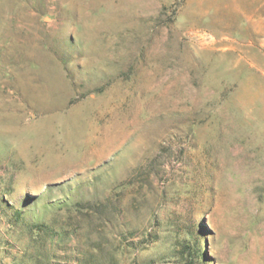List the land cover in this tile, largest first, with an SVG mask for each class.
I'll return each instance as SVG.
<instances>
[{
	"label": "rangeland",
	"instance_id": "1",
	"mask_svg": "<svg viewBox=\"0 0 264 264\" xmlns=\"http://www.w3.org/2000/svg\"><path fill=\"white\" fill-rule=\"evenodd\" d=\"M37 248L264 264V0H0V264Z\"/></svg>",
	"mask_w": 264,
	"mask_h": 264
},
{
	"label": "trees",
	"instance_id": "2",
	"mask_svg": "<svg viewBox=\"0 0 264 264\" xmlns=\"http://www.w3.org/2000/svg\"><path fill=\"white\" fill-rule=\"evenodd\" d=\"M19 223H22L20 220H18ZM23 225L27 228L33 229L35 233H42L46 229V225L43 222H33L30 226L25 224L23 222ZM147 243V242H146ZM188 246L185 245V249ZM37 251V252H35ZM35 251H30L29 249H25L23 254L27 255L29 258L28 260H20V264H52V260L47 258V253L45 250H42L41 248H37ZM40 251V252H39ZM89 255V254H88ZM78 261L81 264H119V261L117 259V256L113 253H103L102 251L97 252V254L86 256L82 255L80 258H78Z\"/></svg>",
	"mask_w": 264,
	"mask_h": 264
}]
</instances>
